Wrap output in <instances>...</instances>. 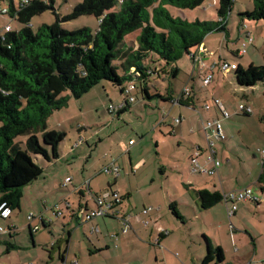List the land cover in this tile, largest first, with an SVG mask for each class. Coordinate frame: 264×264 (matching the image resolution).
<instances>
[{
	"label": "rangeland",
	"instance_id": "obj_1",
	"mask_svg": "<svg viewBox=\"0 0 264 264\" xmlns=\"http://www.w3.org/2000/svg\"><path fill=\"white\" fill-rule=\"evenodd\" d=\"M81 1L83 0H55V9L57 13L65 15ZM21 2L22 0H14L16 6H20ZM11 3V0H0V8H10ZM219 5L220 0H217V3L206 0L195 9L171 7V10L175 16L190 21L196 18L215 19ZM253 6V0H235L228 17V28L232 32V38L226 46L227 38L224 32L209 33L206 45L214 46L218 50L214 58L208 56L205 58L207 63L212 59L218 61L220 52L230 60L227 61H235L237 65L240 63L243 67L251 63L264 65L262 20L249 23L255 35V42L249 45L248 53L243 56L236 55L237 49L241 46L237 40L239 12L252 9ZM54 21L55 15L52 9H48L33 17L30 24L36 31L40 25L53 24ZM6 24H11L13 30L23 27L19 21L11 20L9 15L0 13V32L5 33ZM63 26L67 29L89 26L95 31L98 19L93 15H83L64 22ZM138 34L139 31L133 32L127 35L126 39H133ZM190 56L185 54L169 65L164 61L159 63L154 57L149 58L146 64L159 67L160 74L156 73L150 80L152 96L150 98L145 96L142 90L137 88L130 94L136 100L129 102V109L120 116H112L108 110L109 105L111 103L119 105L128 96L121 93L120 87L108 80H102L80 98L72 96L68 105L50 114L47 128L66 132V137L60 145V157L48 161L41 155L33 156L34 161L43 167V174L24 188L22 207L14 210L9 221L0 220L1 226L6 227L7 223H14L17 229L13 236L8 232L0 233V260L4 264L59 263L60 258L58 253L54 252L52 243H57V239L60 241L64 237L68 238L69 232H75L77 229H70L71 224L64 223L63 218L57 217L53 208L68 197L77 207L79 196L76 189L87 190L89 186L92 192L100 194L111 184L121 193L128 190L131 198L138 201L151 192H160L165 188H170L173 193L182 187L183 190L189 191L184 187L183 174L190 172L188 157L192 152L193 141H200L205 145L204 134L199 132L200 112L204 118L209 115L203 110V105L205 101L210 102L213 97L222 99L232 115L226 122L229 126V129H225L227 139L216 148L221 158L228 155L233 160L223 164V167L226 166L227 181L230 182V187L238 189L251 186L262 202L260 204L251 200L241 202L236 214L229 218L224 201L209 209H202L198 203L200 211L203 212L200 213L196 212L194 205L189 202L192 198L190 195L187 204L180 202L183 195H175L176 199H180L178 207L187 217V222L184 223L169 208L170 216L178 225L173 226L174 233L179 238V246L184 250L178 251L177 254L188 264H203L202 261L208 252L204 235H209L213 246H221L226 257L225 262H218L215 258L209 264H239L242 258L264 264V192L258 182L264 152V81L250 87L241 86L236 81L234 70L223 74L220 67H217L213 83L204 86L202 84L204 69L200 65L194 68V61ZM119 62L120 60L117 61ZM174 66L179 68L176 77L170 75ZM128 83L125 81L123 86L127 87ZM185 86L194 90L192 94L197 100L195 108L185 105L180 107L184 135L180 138L179 135L168 132L171 130L170 122L173 121L172 117L175 114L170 115L171 105L165 103L157 94L165 95L168 90L178 94ZM215 87L216 89L218 87V92L213 95ZM67 93L69 91L65 92ZM240 103L250 104L253 113L245 114L238 111ZM168 112L169 116L162 121L163 113L166 115ZM28 137V134H23L16 140L21 141L24 147ZM38 137L44 144L42 131L38 132ZM138 160L142 162L140 166L136 165ZM113 163L120 168L116 178L113 173L104 171ZM193 176L197 185L206 182L210 185L215 179L206 175ZM67 177L71 181L65 186ZM30 213H34L36 217L34 222L39 223L41 227L34 233L35 243L28 227L27 216ZM42 215L47 221H52L51 227L43 226ZM86 225V223L79 225L78 233L73 237L79 240L84 238L85 244V237L90 236V228ZM8 244H15L17 247H11L8 252ZM50 251L55 253L53 259L50 258Z\"/></svg>",
	"mask_w": 264,
	"mask_h": 264
},
{
	"label": "trees",
	"instance_id": "obj_2",
	"mask_svg": "<svg viewBox=\"0 0 264 264\" xmlns=\"http://www.w3.org/2000/svg\"><path fill=\"white\" fill-rule=\"evenodd\" d=\"M11 1L8 15L23 27L13 30L11 25V30L0 32V203L6 201L12 213L21 208L24 188L43 174V167L34 161L33 156L41 155L48 161L60 157V145L66 132L47 128V120L54 110L68 105L72 96L80 98L102 80L120 87L122 93L125 81L129 82L128 85L134 83L150 98V80L159 74V67L146 64L149 58L154 57L159 63L164 61L169 65L185 54H193L194 48L200 47L209 33L224 32L228 37V17L235 2L220 0L216 19L196 18L190 21L175 16L171 7L195 9L206 0H83L65 15L57 13L55 0H33L18 11L14 0ZM253 2L252 9L239 12V24L243 27L245 20L264 21V0ZM48 9H52L55 15L54 23H44L34 31L30 24L32 18ZM83 15L97 17L95 31L89 26L75 29L63 26L64 22ZM136 31H139L137 46L133 44L134 40L132 43L126 39ZM244 43L247 50L250 44L248 35ZM234 71L241 86L250 87L264 81V65L243 67L239 64ZM178 73L177 66L170 71L174 77ZM66 91L69 93L65 94ZM171 95L170 90L165 95L157 94L163 100L172 101L174 97ZM129 107L130 104H126L118 116ZM202 128L206 146H197L203 151L200 162L204 163L209 142L204 123ZM39 131H42L44 144L38 137ZM23 134L29 135L24 147L21 141L16 140ZM214 147L222 166L216 140ZM261 168L258 182L263 191L264 156ZM219 169L214 177L218 176ZM247 187L251 188L256 199L245 201L258 202L259 196L251 186ZM196 192L203 208H210L223 200L224 192L219 190L200 189ZM170 207L178 215L176 204L171 203ZM43 226L48 224L43 222ZM14 231L16 229L7 232L13 236ZM30 232L33 239L32 230ZM204 237L208 252L203 264H209L215 258L223 262L222 247H213L209 237ZM11 247L17 245L8 244V252Z\"/></svg>",
	"mask_w": 264,
	"mask_h": 264
},
{
	"label": "crops",
	"instance_id": "obj_3",
	"mask_svg": "<svg viewBox=\"0 0 264 264\" xmlns=\"http://www.w3.org/2000/svg\"><path fill=\"white\" fill-rule=\"evenodd\" d=\"M215 3H217V0H215ZM216 18L217 16H215V19ZM252 21L254 22V20H249V21L245 20L244 27L238 24L239 34H238L237 40L241 45L237 49V52H236V55L238 56H243L246 53H248V50L250 47L249 45L250 44L253 45L255 42V35L252 31V28L249 25V23ZM249 33L253 36V43H250L247 46V50L244 54L239 55L238 50H240L244 41H246L247 35ZM226 38H227L226 46H228V42L232 38L231 30H229V36ZM133 40H134V43H133ZM127 41L132 42L133 44H135V46L138 45L136 41V37L134 39H130ZM206 44H207V36L205 37L200 47H198L193 52V54H191L190 57H192L194 61V65H193L194 68L197 65H200V67L204 69L202 72V84L204 86H210L213 83V80L215 77V68L220 67L219 65L222 61H227L229 59L226 58V56H222V54L219 52L218 61L216 59H212L211 61H208L207 63L205 58H207V56L209 58H212L213 56H215L218 49L216 50L214 46H207ZM214 62H217L218 64L213 69V79L211 80L209 84H204L203 77L207 74V72L211 71L210 67ZM232 62H235V61H232ZM235 63L237 64V62ZM239 64L240 63H238V65ZM222 73L226 74L224 72ZM217 89L215 87L213 91V95H215L218 92ZM181 92L178 94L172 92L171 97H178L181 94ZM192 92H194V90L191 88V94L187 97H183L182 101H180L177 104L173 103L170 100H164L165 103H169V105H171L170 115L171 113L175 114V116L172 117L173 121L170 122L171 124L170 127L172 130L168 132L176 134V136L179 135L180 138L184 136L183 131H182L183 117L181 116L182 110L180 107L182 105H185L188 107L192 106L195 108L197 99L194 98ZM221 101L223 102V105L225 106L226 105L225 102L222 99ZM206 103L211 104V108L209 109L210 111L205 109L204 106ZM246 105L250 106V104H246ZM227 107L225 106V108L228 110ZM203 110L207 111L209 115H207L206 118H204L202 117V114L200 112V117H201V127L199 129L200 133L203 132V128H202L203 123L207 122L208 120H213V119L221 120L223 129L226 135L225 139L218 140L213 135H211V137L216 140V148H217L219 143L227 139V134H226L225 129H229V126L226 122H227V119L231 118L232 115L230 113L229 117H225L223 115L221 107H219L218 105L214 103V97L210 100V102L205 101L203 105ZM251 113H253V111ZM167 114L164 115L163 113L162 121H165L166 117L169 116V112ZM116 115L118 116L117 113ZM176 117H181L180 123L175 122ZM80 128H82V126H80ZM191 132L193 131L191 130ZM203 134H205V132ZM194 141L192 143L193 144L192 152L190 153L188 157V159H190V166H189L190 172L186 174L182 173L184 175L183 178H185L184 187H187L189 191L183 190V187H182V188H178L177 190H175V193H173L170 188H165V189H162L163 191L161 190L162 192L161 191L151 192L138 201L136 200V198H131V195L128 190L121 193L119 190H117L116 188L112 187L111 184H109V187L106 188L103 192L118 191L123 196V201L120 204L116 205V209L117 211H119V214L118 215H98L91 219H85L84 215H81L82 213L79 214L80 210L84 212V211L93 209L97 206L96 201L94 200V197H93V195L96 192H92L89 186L87 187V190L84 188H79L75 190L79 196L77 207L75 205V202L69 200V197L61 201V203H59V209L57 210L58 213L55 215L57 217L63 218L64 223L71 224L70 229L76 228L77 230H75V232L70 231L69 232L70 235L68 236V238L64 237L60 241L57 239V243H52V245H54L53 247L54 252H57L60 258V261L57 264H73V261L75 260L78 261V264H188L187 261L180 258L177 254L178 251H184V250L183 248L179 246V238L174 233L173 226L178 227V225L174 223L172 217L169 214V208L171 209L170 204L175 203L176 209L178 211V215L173 212L174 215L177 218L184 221V223L187 222L186 221L187 217H186L185 212L182 211L178 207L180 199L179 198L176 199L177 197H175V195H178V194L183 195L180 201L183 204H187L188 197L191 196L192 198L189 199V202H191V204L194 205L195 211L203 213L202 211H200V208H199V205H201V200L199 199V196L196 192L197 190H200V189H209L210 191L219 190L220 192L223 193L225 191L238 189L237 187H234V186L230 187V182H228L226 178V166L223 167V165L219 169L218 176L217 177L213 176L215 179L213 180L212 184L209 185V183L207 184L206 182V184L197 185L196 183H194L196 180V178L193 176L194 174L198 176H201V175H206L207 177L209 176L203 172L196 173L192 171L191 157L194 154L195 147L197 146V144L206 146V142H205V145H203L201 144L200 141H195V142ZM79 143H80V140H79ZM263 154L264 152L262 153V156ZM218 155H219V152H218ZM222 161L224 164V163L232 162L233 160L228 155H225L224 158H222ZM141 164H142L141 160L136 161L137 166H140ZM108 173H113V172H108ZM119 173H120V168H119ZM113 174L115 175V178L119 175L115 173ZM262 184L264 185V183ZM191 190L193 192H191ZM262 192H264V190ZM23 197H24V194H23ZM66 200L72 203L71 208H67ZM258 200L259 201L256 203L260 204V202H262L261 198L259 197ZM225 204H226L227 212H228V207L230 206V204L229 203L227 204L226 202ZM21 205H22V201H21ZM167 205H168V208H167ZM147 206L148 207L151 206L152 208L148 212L144 213L143 209ZM202 209H209V208L202 207ZM238 209L236 210V212L238 211ZM236 212L232 216H229V218H232L236 214ZM30 214H33V217L31 219H29ZM30 214H28L27 216L28 227L30 230H32V234L35 237L34 233L38 232L41 227H39L38 230H34V227L39 226V223L34 222L36 221L35 220L36 217L34 213H30ZM123 216L128 218L129 224L124 223ZM41 218H42L41 219L42 223L46 222L48 224V227H51L52 221L50 220L47 221V219L43 215ZM0 220L9 221L8 219H4V218H0ZM85 223L87 224L86 225L87 228H90L89 229L90 236L85 237L86 244H85L84 238H81L80 240L78 238H73L74 235H77L78 233V226L81 224H85ZM9 224L10 223H7L6 227H8ZM150 226L152 227L150 228ZM125 227H126V231H124ZM14 232H17V229ZM34 237H33V242L35 243ZM208 237L211 241V245L213 246L211 237L209 235ZM49 255H50V258L53 259L55 253L53 254L50 251ZM184 255L187 256V253L184 252ZM0 262L2 261L0 260ZM223 262H225V260ZM239 264H255V262L251 261L250 259L246 260L242 258Z\"/></svg>",
	"mask_w": 264,
	"mask_h": 264
},
{
	"label": "built area",
	"instance_id": "obj_4",
	"mask_svg": "<svg viewBox=\"0 0 264 264\" xmlns=\"http://www.w3.org/2000/svg\"><path fill=\"white\" fill-rule=\"evenodd\" d=\"M33 0H22L20 6H15L16 10H21L23 7L28 6L31 4ZM215 3V0L213 1ZM17 11H15L14 16L16 17ZM0 13L8 15L9 8L3 7L0 8ZM5 30L9 31L11 30V24H6ZM253 42V36L249 33L248 34V43ZM246 52V43L243 44V46L238 50V54H244ZM218 63L214 62L210 67V72H207V74L203 77V83L209 84L211 80L213 79V69L216 67ZM220 69L222 72L227 73L231 70H235L238 65L235 62H229V61H222L220 63ZM135 89H137L134 85V83L129 84L125 89L124 93L128 96L127 99H125L122 103L119 105H114L111 103L109 105V111L112 114V116H115L116 113H118L120 110H122L126 104L129 102H133L136 100V98L132 95H130ZM191 94V88L189 86H185L181 92V94L178 97H174L172 99V102L177 104L181 101L183 97H187ZM214 103L221 107L223 115L225 117L230 116V112L225 108L223 105V102L221 99L216 98L214 99ZM205 109L209 110L211 108V104L206 103ZM238 111H245L247 113H251L253 111L251 106L245 105L243 103H240L238 106ZM176 123L181 122V117L175 118ZM204 129L206 130V137L209 142L208 151L206 152L205 161L204 163L200 162V156L203 154V151L197 146L195 149V152L191 158L192 163V171L193 172H203L206 173L209 176H216L219 167L221 166L220 160L216 156V150H215V139L211 137L213 135L216 139H225L226 135L221 123V120L219 119H213L208 120L206 123H204ZM210 129L208 132L207 130ZM264 156V154H263ZM210 164V165H209ZM105 172H113L115 174H119V167L115 166L114 164H111L106 167L104 170ZM71 179L69 177L66 178L64 185L66 186L68 182H70ZM94 200L96 201L97 206L93 209H90L88 211H79V214L84 215L85 219H91L98 215H118L119 211L116 209V205L120 204L123 201V196L118 191H107L100 194L95 193L93 195ZM249 198L256 197L253 195L251 188L246 187L240 190H233L223 193V200L230 206L228 207V214L229 216H232L236 210L238 209V204L241 201H245ZM66 206L67 208L72 207V203L66 200ZM152 207L147 206L143 209V212H148ZM59 204H56L54 206V213H58ZM12 214V209L8 205L6 201L0 203V218L9 219ZM33 217V214L29 215V219ZM124 223L129 224V220L127 217L123 216ZM16 229V225L14 223H10L8 227L0 226V233H5L7 231ZM39 226H35L34 230H38ZM124 231H126V227L124 228ZM0 264H4L3 262H0ZM73 264H78V261H73ZM260 264V263H255Z\"/></svg>",
	"mask_w": 264,
	"mask_h": 264
}]
</instances>
